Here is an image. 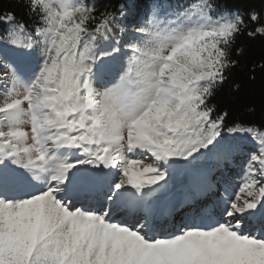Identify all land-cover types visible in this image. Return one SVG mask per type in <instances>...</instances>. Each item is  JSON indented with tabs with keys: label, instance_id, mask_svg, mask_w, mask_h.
<instances>
[{
	"label": "snow or ice",
	"instance_id": "obj_1",
	"mask_svg": "<svg viewBox=\"0 0 264 264\" xmlns=\"http://www.w3.org/2000/svg\"><path fill=\"white\" fill-rule=\"evenodd\" d=\"M248 2L0 9V264H264V122L213 103Z\"/></svg>",
	"mask_w": 264,
	"mask_h": 264
},
{
	"label": "trees",
	"instance_id": "obj_2",
	"mask_svg": "<svg viewBox=\"0 0 264 264\" xmlns=\"http://www.w3.org/2000/svg\"><path fill=\"white\" fill-rule=\"evenodd\" d=\"M223 3L224 0H220V4ZM248 6L260 9L264 8V3L261 0H249ZM0 9L15 11L18 16L23 14V5L19 0H0ZM237 43L247 45L251 49V57L233 70L214 97L213 103L228 110L230 121L259 124L264 122V75L257 71L253 79L249 68L253 60L261 62L260 57L264 55V39L249 40L245 35L240 37Z\"/></svg>",
	"mask_w": 264,
	"mask_h": 264
}]
</instances>
